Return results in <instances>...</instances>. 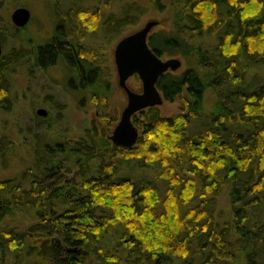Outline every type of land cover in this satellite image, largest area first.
I'll use <instances>...</instances> for the list:
<instances>
[{"label": "trees", "instance_id": "obj_1", "mask_svg": "<svg viewBox=\"0 0 264 264\" xmlns=\"http://www.w3.org/2000/svg\"><path fill=\"white\" fill-rule=\"evenodd\" d=\"M88 1L58 0L55 37L33 48L0 16V45L14 57L0 58L1 109L19 65L62 67L78 82L73 94L96 97L92 87L109 79L80 44ZM149 1L171 20L151 48L186 66L157 84L180 112L137 113L133 148L110 140L106 115L76 136L37 114L19 145L0 134L1 167L25 148L18 172L0 178V264H264V0ZM116 2L100 17L115 40L150 9Z\"/></svg>", "mask_w": 264, "mask_h": 264}, {"label": "rangeland", "instance_id": "obj_2", "mask_svg": "<svg viewBox=\"0 0 264 264\" xmlns=\"http://www.w3.org/2000/svg\"><path fill=\"white\" fill-rule=\"evenodd\" d=\"M58 0H6L2 7H0V16L2 21H6L12 24L11 14L12 12L20 7H25L31 12V19L28 25L19 29V37L26 38L28 41V47H35L38 44L49 42L51 38H54L55 29L58 26L57 21L54 18V8ZM89 0L84 4L89 9L88 13H84L82 21L85 26L90 30V41H84L82 46L90 52L95 50L96 56L99 61V65L104 66L105 78L109 80L106 83L99 84L98 86L92 87L94 95L87 93L83 96V93H74V88L78 82L74 79L71 83L68 79L70 74L66 75L63 68L43 70L31 66H18L11 71V75L6 77L5 87L10 91L11 100L7 102L8 109L0 108V134L4 137L8 136L4 141V144L14 145V142L18 141V135L21 131L35 130L37 129L36 112L39 109H45L48 112L46 118L49 123L56 124L57 129L61 132H67L70 135H81L87 125L94 120L97 124L101 123V115L107 116V122H103L100 126L103 131H106L110 135L118 124L123 109L127 105V95L118 86V72L114 64V51L119 40L128 34L139 30L149 20H158L161 26L157 30L166 31L171 28L170 17L167 14H160L155 12L153 4L149 0H139V3L146 5L150 9L145 15L134 25L128 26L122 31L119 37L112 40L108 44V48L104 51L101 50L99 41L102 35L103 29L100 24L99 16L97 13H112L118 9L116 6V0ZM150 3V4H149ZM2 22H0L1 24ZM13 25V24H12ZM95 29V31H93ZM98 45L99 47H95ZM3 53L10 55L11 60L14 57L10 54L12 47L7 44L2 46ZM106 48V47H105ZM105 55L106 57L100 60L99 56ZM107 58V59H106ZM183 61V59L179 56ZM93 59V58H92ZM111 67L107 65V62ZM184 63V62H183ZM16 68V69H15ZM186 66L183 64L182 68L178 71L179 73L185 70ZM110 81V82H109ZM110 83V91L107 86ZM128 86L138 92L142 90V82L139 78L132 77L128 81ZM95 98V101L93 99ZM209 101V100H208ZM182 107V101L179 99L174 103L164 101L159 106V110L163 116H172L180 112ZM48 123V122H47ZM111 123V124H110ZM109 129V131H108ZM72 133V134H71ZM10 145V146H11ZM19 145V144H18ZM16 148V147H15ZM14 153V154H13ZM11 160H8V165L0 166V178L7 176H14L16 172L22 166L25 158V148L20 147L18 150H14ZM22 158V159H21ZM21 160V161H20ZM69 177V176H68ZM70 178V177H69ZM24 222L22 221L21 224Z\"/></svg>", "mask_w": 264, "mask_h": 264}, {"label": "water", "instance_id": "obj_3", "mask_svg": "<svg viewBox=\"0 0 264 264\" xmlns=\"http://www.w3.org/2000/svg\"><path fill=\"white\" fill-rule=\"evenodd\" d=\"M31 12L25 7L15 9L11 21L17 28L28 25ZM160 25L158 20H149L142 28L124 37L115 49V62L119 77V86L127 95V105L121 118L109 136L117 146L133 148L140 137L139 129L133 123V117L148 108L159 107L164 98L157 88L160 77L168 71H179L183 61L179 58L162 60L148 45V37L153 28ZM3 48L0 45V58ZM137 75L142 82V92L136 93L127 85L128 80ZM36 114L40 117L48 115L47 110L39 109Z\"/></svg>", "mask_w": 264, "mask_h": 264}, {"label": "flooded vegetation", "instance_id": "obj_4", "mask_svg": "<svg viewBox=\"0 0 264 264\" xmlns=\"http://www.w3.org/2000/svg\"><path fill=\"white\" fill-rule=\"evenodd\" d=\"M97 15L99 16V20L100 21H102V26H103V21L105 20V19H103V18H100L101 16H110V15H112V13H97ZM82 17H83V15L81 16V17H79V19L81 20L82 19ZM82 21V20H81ZM30 22V21H29ZM161 26V24L160 25H158L157 27H155V28H153L152 29V31L150 32V34H149V37H148V45H149V47H150V49H152L151 48V46H150V44H149V41H150V39H151V37L153 36V34H155V33H158L159 31H162V30H157L159 27ZM16 27V26H15ZM17 28V27H16ZM18 29H21V28H18ZM102 29H103V32H102V35L100 36V39H99V41L101 42V45H100V47L98 46V45H95V47H99V48H101V50H97L96 49V51H104L105 49H107L109 46H108V44H110L111 42H112V40H113V37H112V35H110V34H107V32L105 31V29L102 27ZM95 31V30H94ZM138 31V30H137ZM134 32H136V31H134ZM134 32H132V33H134ZM132 33H130V34H128L127 36H129V35H131ZM90 34L89 35H87V37H86V41H90ZM126 37V36H125ZM124 38V37H123ZM122 38V39H123ZM120 41V40H119ZM119 43V42H118ZM84 45V44H83ZM117 46V45H116ZM106 47V48H105ZM116 49V48H115ZM153 50V49H152ZM92 51H95V50H92ZM153 52L155 53V51L153 50ZM156 54V53H155ZM157 55V54H156ZM158 56V55H157ZM159 57V56H158ZM160 58L162 59V60H168V59H171V58H174V57H162V56H160ZM107 59V58H106ZM113 64V63H112ZM111 59H110V65H109V63L107 62V65H108V67L110 66L111 67ZM114 64H115V66H116V62H115V51H114ZM97 65H99V64H97ZM100 66V65H99ZM104 68V66H100V69H103ZM116 69H117V67H116ZM168 72H172V71H168ZM168 72H166V73H168ZM176 72H178V71H176ZM176 72H172V73H176ZM137 75H134L133 77H136ZM138 77V76H137ZM132 78V77H131ZM130 78V79H131ZM129 79V80H130ZM128 80V81H129ZM140 80V79H139ZM110 82V81H109ZM80 84V83H79ZM102 84H103V82H102ZM127 85H128V82H127ZM118 86H119V81H118ZM75 87L76 88H78V85H75ZM120 87V86H119ZM129 87V86H128ZM107 88L110 90V88H111V86H110V83L108 84V86H107ZM130 88V87H129ZM158 88V87H157ZM122 89V88H121ZM105 90H107V89H105ZM123 90V89H122ZM130 90H132V91H134V92H136V93H141L142 92V90H141V92H138V91H135V90H133V89H131L130 88ZM159 90V89H158ZM108 91V90H107ZM124 91V90H123ZM160 91V90H159ZM125 92V91H124ZM161 93V92H160ZM162 94V93H161ZM163 96V95H162ZM163 98H164V96H163ZM134 118V117H133Z\"/></svg>", "mask_w": 264, "mask_h": 264}]
</instances>
